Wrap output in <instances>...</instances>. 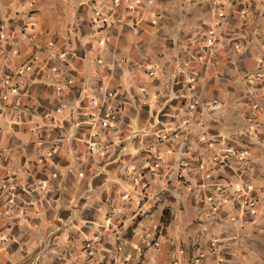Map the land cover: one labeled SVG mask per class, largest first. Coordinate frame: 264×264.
I'll return each mask as SVG.
<instances>
[{"label": "crops", "instance_id": "crops-1", "mask_svg": "<svg viewBox=\"0 0 264 264\" xmlns=\"http://www.w3.org/2000/svg\"><path fill=\"white\" fill-rule=\"evenodd\" d=\"M263 244L264 0H0V264Z\"/></svg>", "mask_w": 264, "mask_h": 264}, {"label": "built area", "instance_id": "built-area-1", "mask_svg": "<svg viewBox=\"0 0 264 264\" xmlns=\"http://www.w3.org/2000/svg\"><path fill=\"white\" fill-rule=\"evenodd\" d=\"M102 5H100V7L94 12V20H93V22H94V25H96L97 27H99V28H101L105 23H104V21H105V18H104V13L102 12ZM216 36H215V34H211V37H210V39H209V42H210V44H213V43H215L216 42ZM218 106H219V103H218V101H214L213 102V104L211 105V108L213 109V110H215V109H217L218 108ZM110 113H111V111H110ZM110 117V116H109ZM108 117V118H109ZM104 125H108V126H112L113 127V125L111 124V122H110V119H106V121L104 122ZM234 154H238V152H234ZM86 248H88L89 250H88V255H91L92 254V250H91V248H92V245L91 244H87V247ZM190 264H199V256H194L192 259H191V261H190Z\"/></svg>", "mask_w": 264, "mask_h": 264}, {"label": "rangeland", "instance_id": "rangeland-1", "mask_svg": "<svg viewBox=\"0 0 264 264\" xmlns=\"http://www.w3.org/2000/svg\"><path fill=\"white\" fill-rule=\"evenodd\" d=\"M245 264H264V244L260 246V252L251 255Z\"/></svg>", "mask_w": 264, "mask_h": 264}]
</instances>
